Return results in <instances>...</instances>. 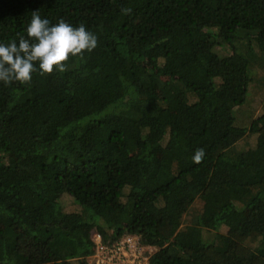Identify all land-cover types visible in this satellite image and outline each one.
<instances>
[{
  "label": "trees",
  "instance_id": "obj_1",
  "mask_svg": "<svg viewBox=\"0 0 264 264\" xmlns=\"http://www.w3.org/2000/svg\"><path fill=\"white\" fill-rule=\"evenodd\" d=\"M36 11L98 46L0 82V264H89L95 233L149 264H264V106L235 114L264 85V0H0V42Z\"/></svg>",
  "mask_w": 264,
  "mask_h": 264
},
{
  "label": "clouds",
  "instance_id": "obj_2",
  "mask_svg": "<svg viewBox=\"0 0 264 264\" xmlns=\"http://www.w3.org/2000/svg\"><path fill=\"white\" fill-rule=\"evenodd\" d=\"M125 14L131 9H123ZM98 46V37L87 30L84 24L74 27L64 19L51 24L41 18L39 11L32 12L26 27V37L19 36L8 43L0 42V82L10 85L13 82L29 84L32 74L51 75L55 71L67 70L73 57L84 58ZM38 65V68H37ZM204 149H197L193 163H202Z\"/></svg>",
  "mask_w": 264,
  "mask_h": 264
},
{
  "label": "built area",
  "instance_id": "obj_3",
  "mask_svg": "<svg viewBox=\"0 0 264 264\" xmlns=\"http://www.w3.org/2000/svg\"><path fill=\"white\" fill-rule=\"evenodd\" d=\"M94 252L86 258L89 264H149L155 247L143 244L140 237L125 233L113 242H104L100 233L93 236Z\"/></svg>",
  "mask_w": 264,
  "mask_h": 264
},
{
  "label": "rangeland",
  "instance_id": "obj_4",
  "mask_svg": "<svg viewBox=\"0 0 264 264\" xmlns=\"http://www.w3.org/2000/svg\"><path fill=\"white\" fill-rule=\"evenodd\" d=\"M218 53H220V51H217ZM221 54V53H220ZM261 73L255 71L253 73V82L250 86V96L248 93V103H247V107L244 108L243 106L246 104V102L241 105V106H237L235 108V114L236 117L239 119V116L245 115L241 120L242 124H248L250 122V117H256L257 115H259L262 112V108L264 106V85L260 82L259 77H260ZM243 107V108H242ZM242 108V109H241ZM252 110V115L248 116L250 114V111ZM241 110V113H239V111ZM239 113V114H238ZM239 115V116H238ZM249 120H245L248 119ZM256 143V135H247L246 137H244L240 142L239 145L242 148H246L247 146H253ZM61 190L64 192L61 196L60 202L63 206V208L66 211H73L77 209V205L74 202V199L71 197V195L67 192H65V187H61ZM252 217H254V215L252 214ZM19 225H17L18 227ZM206 236L208 235H213L212 232L210 233L209 231H205ZM27 237H24V242L27 241L26 240ZM32 242V236L30 234V239L28 242V245H24L23 242H20V246L22 249H28L30 243ZM27 246V247H26Z\"/></svg>",
  "mask_w": 264,
  "mask_h": 264
}]
</instances>
